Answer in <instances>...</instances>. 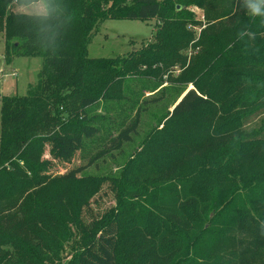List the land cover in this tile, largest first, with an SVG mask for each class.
Wrapping results in <instances>:
<instances>
[{
    "label": "trees",
    "instance_id": "obj_1",
    "mask_svg": "<svg viewBox=\"0 0 264 264\" xmlns=\"http://www.w3.org/2000/svg\"><path fill=\"white\" fill-rule=\"evenodd\" d=\"M65 3L74 20L58 54L47 55L0 0L5 64L42 59L26 95L0 98V264H264V37L247 52L236 40L245 25L264 29L232 15L234 0ZM192 6L208 17L196 42L188 27L202 23ZM106 19L159 24L128 55L89 58ZM190 45L198 51L188 62ZM176 65L180 100L118 175L51 173L99 133L90 107L120 102L128 81H162ZM137 125L138 117L114 147ZM104 183L116 203L96 215L86 208Z\"/></svg>",
    "mask_w": 264,
    "mask_h": 264
},
{
    "label": "rangeland",
    "instance_id": "obj_2",
    "mask_svg": "<svg viewBox=\"0 0 264 264\" xmlns=\"http://www.w3.org/2000/svg\"><path fill=\"white\" fill-rule=\"evenodd\" d=\"M190 10L194 18L202 23L201 26L189 25L188 27L194 31L193 42H196L201 30L206 26L208 17L199 7L192 6ZM158 24L155 19L148 21L106 19L98 25L92 35L88 45V57L114 58L128 55L131 51L140 49L143 44L154 39ZM3 39L4 36L0 33V98L26 95L28 85L37 82L39 78L42 59L14 57L11 63L5 64L2 58ZM197 51L198 48L192 45L184 50L187 61L192 59ZM182 70L179 65L174 66L164 75L162 81L148 78L128 81L129 88L124 100L113 103L100 102L90 107L89 114L96 118L95 124L99 127V133L86 139L84 146L76 151L71 161H55L51 173L61 175L72 169L82 168L81 173L84 175H118L124 162L139 149L143 137L153 127H156L160 119L167 112L172 111L180 100L186 85L177 83L176 79ZM13 71H16V76L12 75ZM188 87L192 88V85H187ZM137 117L138 125L136 131L131 134V140L123 141L120 148L114 147L115 139L120 132ZM45 157H49L48 152ZM115 203V196L109 183H104L100 191L91 198L89 208L86 210L101 215ZM69 247L67 246L64 252L66 257H70Z\"/></svg>",
    "mask_w": 264,
    "mask_h": 264
},
{
    "label": "clouds",
    "instance_id": "obj_3",
    "mask_svg": "<svg viewBox=\"0 0 264 264\" xmlns=\"http://www.w3.org/2000/svg\"><path fill=\"white\" fill-rule=\"evenodd\" d=\"M234 5L232 15L243 13L264 29V0H234ZM4 7L28 27L42 53L58 54L64 31L74 20V13L65 0H5ZM258 36L264 37V31L258 32L251 25H245L236 33V40L246 45L247 52L248 45ZM252 50L258 51L254 47ZM261 235L264 236V230Z\"/></svg>",
    "mask_w": 264,
    "mask_h": 264
},
{
    "label": "built area",
    "instance_id": "obj_4",
    "mask_svg": "<svg viewBox=\"0 0 264 264\" xmlns=\"http://www.w3.org/2000/svg\"><path fill=\"white\" fill-rule=\"evenodd\" d=\"M4 75V74H3ZM12 75L16 76V72H13Z\"/></svg>",
    "mask_w": 264,
    "mask_h": 264
},
{
    "label": "crops",
    "instance_id": "obj_5",
    "mask_svg": "<svg viewBox=\"0 0 264 264\" xmlns=\"http://www.w3.org/2000/svg\"><path fill=\"white\" fill-rule=\"evenodd\" d=\"M2 58L4 59L3 54H2ZM2 70H3V69H2ZM2 70H1V71H2ZM3 71L5 72V70H3ZM13 72H14V71H13ZM15 72H16V71H15ZM16 74H17V73H16Z\"/></svg>",
    "mask_w": 264,
    "mask_h": 264
}]
</instances>
